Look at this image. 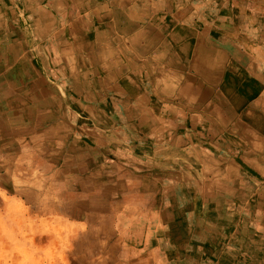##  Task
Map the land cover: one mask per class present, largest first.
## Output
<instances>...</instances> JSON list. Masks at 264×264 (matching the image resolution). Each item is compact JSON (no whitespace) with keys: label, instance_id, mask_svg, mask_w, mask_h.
<instances>
[{"label":"crops","instance_id":"crops-1","mask_svg":"<svg viewBox=\"0 0 264 264\" xmlns=\"http://www.w3.org/2000/svg\"><path fill=\"white\" fill-rule=\"evenodd\" d=\"M103 1L0 0V34L4 39L6 17L8 13L15 16L19 8L32 18L34 26L46 31L54 23L40 15L52 13L55 8L65 13L69 8L70 12L104 16L108 27L106 32L101 30L100 20L92 21L90 16L67 18L69 28L80 29L74 35L78 42L85 44L82 51L72 48L80 51L79 59H88L79 65L83 71L75 73L72 80L64 70L48 72L45 68L33 72L17 68L14 77H7L1 73L7 72L5 62L4 70H0V133L4 116L26 115L42 122L44 116L54 117V107L61 109L65 123L90 119L100 124L101 119L110 118L104 110L107 100L98 92L119 91L118 80L100 82L98 77L99 88L94 87L98 73L89 76L86 70L93 72L91 67L96 65L116 79L127 72L126 81L138 89L136 84L143 75L153 76L158 81V115L148 96L142 97L138 90L133 102L127 99L121 106L118 102V113L125 109L121 115L125 127L117 129L122 135L130 128L133 135L147 143L158 134L159 161H139L128 150L124 156L130 164L159 163L166 169L175 164V178L141 180L135 175L130 181L101 180L106 187L98 192L97 187H91L87 196L94 193L104 198L109 193L123 197L118 215L120 235L132 254V264H264V224L257 221L264 218V210L255 208L250 212L231 206L235 201L250 205L252 197L259 194L264 197V0L258 4L232 0ZM103 34L108 36L104 41ZM22 39L31 47L32 43L48 41L49 36ZM2 41L0 38V44ZM116 42L122 50H106V45ZM91 43L97 48L87 45ZM65 49V56H74L70 48ZM0 51V59L6 61L5 47L0 45ZM12 56L24 61H48L52 53L19 48ZM124 60L128 61L125 66ZM19 84L29 86V90L23 92ZM75 93L81 98L74 97ZM22 94L36 104L28 107ZM43 105L45 109H41ZM7 108L13 111L8 113ZM167 114L173 116L167 118ZM110 162H105L108 173L116 174L111 167L117 163ZM192 170L202 177L188 176ZM235 187L242 189L239 200L230 197ZM179 188L185 189L184 197L177 196ZM160 194L173 204L167 201L158 210H134L141 207L138 197L156 205L154 201ZM200 197L203 208L216 202L226 204L227 209L217 212L212 221L205 220L206 210L195 211ZM186 199L190 210L186 206L174 210L175 202L177 205ZM234 218L239 222L233 224ZM230 228L232 231L227 232Z\"/></svg>","mask_w":264,"mask_h":264},{"label":"rangeland","instance_id":"rangeland-1","mask_svg":"<svg viewBox=\"0 0 264 264\" xmlns=\"http://www.w3.org/2000/svg\"><path fill=\"white\" fill-rule=\"evenodd\" d=\"M105 1L109 0L103 2ZM232 1L239 4L261 2V0ZM18 5L20 6V2ZM16 13L15 16L8 13L6 17L8 21L6 39L2 37L3 34H0V38L3 39L0 45L5 47L7 53L6 61L0 59V70H4L6 62L7 72L2 71L1 73L7 74V77H14L17 68H25L31 72L34 69L43 70L45 68L48 72L57 69L64 70L67 75H71L72 80L75 73L83 71L79 65L88 62V59L77 57L85 44L78 42L75 36L80 29L69 28L67 18L78 20L80 17L90 16L92 21L100 20L101 30L106 32L108 28L106 17L97 18L88 11L70 12L68 8V12L65 13L55 8L52 13H41V17H48L54 23L47 31L34 26L32 18L28 17V14L21 8ZM42 33L49 36L48 41L32 43L31 47L27 44L30 42L25 43L22 39L24 36H42ZM106 38L108 36L103 34L101 40L104 41ZM90 39L94 40V36L90 35ZM87 45L92 49L97 48V45L94 46L93 43ZM107 46L108 51L114 52L121 49L117 42ZM33 47L37 48L32 49ZM66 47L71 49L69 53L74 52V56L64 55L68 52ZM72 47H77L80 51ZM19 48H23L24 52H35L37 49L41 52L49 51L52 56L48 61L36 58L24 61L21 57L14 59L12 55ZM126 63L128 61L124 60L122 65L125 66ZM91 68L93 72L86 70L89 76L98 73L92 84L94 87L99 88V77L100 82L110 79L118 80L120 89V92L106 89L104 92H98L103 94L107 100L104 110L110 117L105 120L101 119L103 122L100 124L93 123L90 119L74 124L65 123L61 109L55 107L54 117L44 116L42 122L34 120L33 117H26V115L22 118L9 115L1 119L4 130L0 133V264H128L129 261L132 264V254L122 244L124 236L120 235L121 225H119L118 215L123 206V197L120 195L115 197L116 195L109 193L104 198L93 195L94 193L88 197L87 190L91 187H97V192L104 189L106 186L101 185V180L117 181L124 178L130 181L136 175L141 180L153 178L164 181L162 179L165 178V181H173L172 179L176 176L178 167L175 164L171 169L163 168L159 163L154 166L141 162L130 164L124 156L128 150L139 161L143 159L159 161L161 152L159 151L158 134L147 143L133 135L130 128H127L122 135L117 129L118 126L125 127L121 123L124 108L120 109L122 112L120 114L117 105H124L127 99L133 102L138 90L142 97L144 94L148 96L147 100H151L150 103L156 107L155 112L158 115L157 79L143 75L142 81L136 84H139L138 89L126 81L127 72L120 73V77L116 79V77H110L98 65L96 68ZM19 86L22 87L23 92L29 90V86L25 84H19ZM27 96L24 94L23 100L28 107L33 103L36 104ZM73 96L77 99L81 98L78 94ZM114 102L117 104L115 105ZM41 109H45L44 105ZM4 110L5 108L1 109L2 112ZM6 110L8 113L13 111L8 108ZM172 116L167 114V118ZM145 145L150 148H146ZM108 160L111 161L110 163L116 161L117 166L112 165L111 167L116 174L108 173L109 167L105 166ZM117 171L119 173L123 171L124 174L121 173L122 176H120ZM199 174L192 170L187 175L200 176ZM131 183L130 185H133L134 182ZM160 189L162 190L161 186ZM177 190L179 192L177 196L184 197L182 193L185 189ZM241 190L235 187L231 190L230 197L238 199ZM252 198L254 201L250 202V205L245 204V201H235V204L231 206L250 212L255 208L264 210V197L259 194ZM189 200L179 201L177 205L175 202L174 210H182L184 206L188 207L186 210H190V205L187 204ZM167 201L173 204L171 199L161 194L156 196L154 201L156 205H153L154 203L151 205L148 198L141 200L138 197L137 204L141 207H135L134 210L136 212L158 210ZM203 209L207 211L204 219L212 221L217 212L221 213L227 209V205L213 202L203 208L200 197L196 202L195 211L200 212ZM257 221L264 224V218ZM238 222L234 218L233 224ZM232 229L230 228L227 232Z\"/></svg>","mask_w":264,"mask_h":264},{"label":"bare ground","instance_id":"bare-ground-1","mask_svg":"<svg viewBox=\"0 0 264 264\" xmlns=\"http://www.w3.org/2000/svg\"><path fill=\"white\" fill-rule=\"evenodd\" d=\"M77 28V27H76ZM75 32V31H74ZM77 32V31H76ZM74 45V44H73ZM89 51V50H88ZM78 57V56H77ZM193 82V81H192ZM240 124V123H239Z\"/></svg>","mask_w":264,"mask_h":264}]
</instances>
